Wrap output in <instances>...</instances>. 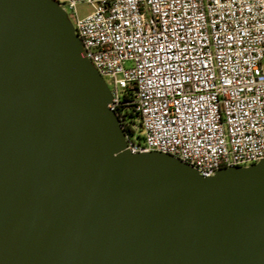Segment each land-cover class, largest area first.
<instances>
[{"label":"water","instance_id":"1","mask_svg":"<svg viewBox=\"0 0 264 264\" xmlns=\"http://www.w3.org/2000/svg\"><path fill=\"white\" fill-rule=\"evenodd\" d=\"M111 99L59 0H0V264H264V160L131 153Z\"/></svg>","mask_w":264,"mask_h":264},{"label":"built area","instance_id":"2","mask_svg":"<svg viewBox=\"0 0 264 264\" xmlns=\"http://www.w3.org/2000/svg\"><path fill=\"white\" fill-rule=\"evenodd\" d=\"M59 1L110 80L108 108L140 116L143 140L126 135L128 151L205 178L264 160V0ZM83 3L93 11L81 17Z\"/></svg>","mask_w":264,"mask_h":264},{"label":"trees","instance_id":"3","mask_svg":"<svg viewBox=\"0 0 264 264\" xmlns=\"http://www.w3.org/2000/svg\"><path fill=\"white\" fill-rule=\"evenodd\" d=\"M119 118H124L126 120L124 131L126 135H130L135 138L136 131L142 130L141 122H140V116L139 114L132 108L129 107L125 110V114L121 115L120 112L117 113ZM143 140L142 135H138L137 142H141Z\"/></svg>","mask_w":264,"mask_h":264},{"label":"rangeland","instance_id":"4","mask_svg":"<svg viewBox=\"0 0 264 264\" xmlns=\"http://www.w3.org/2000/svg\"><path fill=\"white\" fill-rule=\"evenodd\" d=\"M77 10H78L80 16L84 17L93 11V6H91L90 4L83 3V4L78 5ZM72 22H73V20H72ZM262 66L264 67V59L262 61ZM105 80L108 84L110 83V80L108 78H105ZM138 135L143 136L144 135L143 130H137L136 131L135 139H137V140H138Z\"/></svg>","mask_w":264,"mask_h":264}]
</instances>
